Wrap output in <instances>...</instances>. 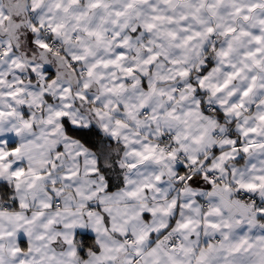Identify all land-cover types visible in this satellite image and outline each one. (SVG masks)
I'll return each mask as SVG.
<instances>
[{
	"label": "snow or ice",
	"instance_id": "obj_1",
	"mask_svg": "<svg viewBox=\"0 0 264 264\" xmlns=\"http://www.w3.org/2000/svg\"><path fill=\"white\" fill-rule=\"evenodd\" d=\"M0 264H264V0H0Z\"/></svg>",
	"mask_w": 264,
	"mask_h": 264
}]
</instances>
